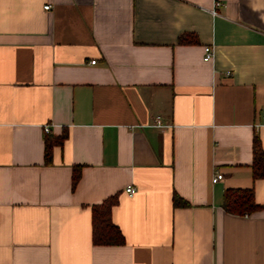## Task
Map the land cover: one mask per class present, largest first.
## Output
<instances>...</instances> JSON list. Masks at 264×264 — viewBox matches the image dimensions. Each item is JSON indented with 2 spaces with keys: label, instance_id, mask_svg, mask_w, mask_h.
Segmentation results:
<instances>
[{
  "label": "crops",
  "instance_id": "crops-1",
  "mask_svg": "<svg viewBox=\"0 0 264 264\" xmlns=\"http://www.w3.org/2000/svg\"><path fill=\"white\" fill-rule=\"evenodd\" d=\"M263 106L264 0H0V264H264ZM113 195L124 243L96 245Z\"/></svg>",
  "mask_w": 264,
  "mask_h": 264
},
{
  "label": "trees",
  "instance_id": "trees-1",
  "mask_svg": "<svg viewBox=\"0 0 264 264\" xmlns=\"http://www.w3.org/2000/svg\"><path fill=\"white\" fill-rule=\"evenodd\" d=\"M188 34H182L179 38L180 43H186ZM67 137V133L55 137L46 133L44 140V162H52V148L54 145L62 144ZM252 177L254 179L264 177V151L260 139L257 135L252 138ZM80 177V167L75 166L72 173V187ZM117 203V196L113 195L106 198L101 204L92 206L91 223H92V242L96 245H119L124 243L118 226L111 220V209ZM173 204L175 206L186 205V201L178 195H173ZM222 208L232 215H250L258 211L261 206L254 200V190L252 188H228L224 191Z\"/></svg>",
  "mask_w": 264,
  "mask_h": 264
},
{
  "label": "built area",
  "instance_id": "built-area-1",
  "mask_svg": "<svg viewBox=\"0 0 264 264\" xmlns=\"http://www.w3.org/2000/svg\"><path fill=\"white\" fill-rule=\"evenodd\" d=\"M220 2H215V6H219ZM44 9H49L50 8V4H45L43 6ZM213 11V10H212ZM214 12V11H213ZM213 54L214 51L212 49V46L210 45H204L203 47V60L204 61H209L213 58ZM91 63H95V60H91ZM262 111L264 114V106L262 107ZM152 125L156 126V127H164L166 126V124L163 122L162 118L157 115L154 117L153 119V123ZM44 132L48 133L49 132V127L48 126H44ZM222 173L219 171L214 172V174L212 175L211 181L213 183L217 182L218 180H220L222 178ZM125 192L128 193L129 195H132L135 192V188L132 186H128L125 188Z\"/></svg>",
  "mask_w": 264,
  "mask_h": 264
}]
</instances>
